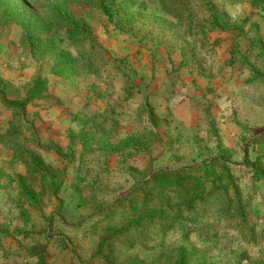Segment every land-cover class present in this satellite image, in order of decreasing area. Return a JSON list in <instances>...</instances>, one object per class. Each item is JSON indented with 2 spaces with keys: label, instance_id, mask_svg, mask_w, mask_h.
<instances>
[{
  "label": "rangeland",
  "instance_id": "obj_1",
  "mask_svg": "<svg viewBox=\"0 0 264 264\" xmlns=\"http://www.w3.org/2000/svg\"><path fill=\"white\" fill-rule=\"evenodd\" d=\"M63 1L0 7V264H264L249 164L264 163V0L70 3L97 73L64 78L47 50L76 56L64 30L37 36L6 10L43 25ZM36 79L45 97L23 104ZM133 136L144 145L111 148ZM222 162L229 188L196 172Z\"/></svg>",
  "mask_w": 264,
  "mask_h": 264
},
{
  "label": "trees",
  "instance_id": "obj_2",
  "mask_svg": "<svg viewBox=\"0 0 264 264\" xmlns=\"http://www.w3.org/2000/svg\"><path fill=\"white\" fill-rule=\"evenodd\" d=\"M86 3L90 4L92 0H70L63 1L61 3L53 4L49 6L46 16L49 17V21L41 25L38 22L29 20L25 15V8L18 5L16 2H12V8H8V24L11 22L17 23L22 26L24 29L31 31L30 33H35L37 36L45 35L50 30L52 35L57 34L60 30H64V35L69 44L76 50V56H72L69 52L58 49L53 45L48 47L47 50H51L53 57V67L51 69L52 74L56 77H68L72 75L77 68H81L82 71H87L88 73H97V68L94 64V61L91 57L90 50L91 47L88 45L89 35L84 25H82L76 17H74L69 12L70 3ZM5 0H0V7L5 6ZM114 4V0H101L98 7H100L104 14L110 15V8ZM170 12H175L178 14V9H169ZM42 41L33 40L34 48L38 49L42 46ZM48 87L46 81L41 79H36L31 87L28 90L27 97L23 104L28 103L29 101L35 99H41L45 97ZM16 145V144H15ZM144 145V140L141 136L129 137L124 141H121L117 145L111 146L112 149H124L131 146H142ZM14 146V145H13ZM17 149V145L15 146ZM16 149H14L16 151ZM248 163V162H247ZM254 169L252 179L261 181L264 179V171L262 166L264 163L261 161V157H257L252 163H249ZM228 165L223 163L221 165L215 166L214 163H205L196 169V172L199 173L200 177H208L213 182H217L223 188H229L234 184L231 174L228 169H225ZM45 180L47 179L44 176ZM189 183L196 186V191L193 193L194 199H199L205 195L201 184L199 182L200 178L195 177L193 179L192 175L189 177ZM150 180L153 182L154 186L165 187L168 186L171 181L164 176L163 173L153 174ZM187 178L184 179V181ZM195 180V183L194 181ZM179 185H184L179 183ZM201 188V189H200ZM27 199L32 200L33 195L29 192L26 193ZM32 202V201H31ZM238 212H242V207L239 202ZM108 240V237H102V241ZM109 242V241H108ZM110 244V243H109ZM176 264H184V258L181 254Z\"/></svg>",
  "mask_w": 264,
  "mask_h": 264
}]
</instances>
